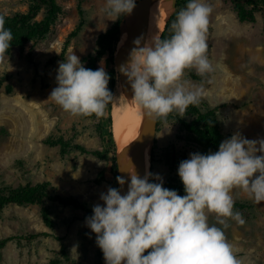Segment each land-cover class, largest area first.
<instances>
[{
    "label": "rangeland",
    "instance_id": "rangeland-1",
    "mask_svg": "<svg viewBox=\"0 0 264 264\" xmlns=\"http://www.w3.org/2000/svg\"><path fill=\"white\" fill-rule=\"evenodd\" d=\"M58 1L62 13L47 37L29 42L24 48L15 47L7 54L9 63L0 64L5 79L0 90V188L49 181L52 191L73 195L92 211L94 205L102 204L100 194L112 187V154L105 159L78 150L62 155L59 145L45 140L49 136L63 137L72 144L105 149L108 128H98L99 119L94 117L71 116L49 96L57 86L59 62L75 53L86 66L84 58L100 49L99 36L117 21H109L102 11L105 0ZM207 2L213 8L207 43L214 72L203 80L205 95L201 100L222 106L225 139L236 132L250 140L264 138L263 19L259 15L256 22H240L232 0ZM28 8L29 0H0V14L25 12ZM81 21V30L72 36ZM109 56L106 46L101 60L111 79ZM185 78L197 84L202 81L192 78L187 70ZM8 84L12 85L11 92L6 89ZM194 152L200 149L186 140L180 124L164 122L158 126L151 171L166 182L177 173L178 155L187 159ZM233 197L235 203L245 204V208L234 207V211L242 213L246 222L239 225L229 219L226 238L234 246L240 264H264V202L255 203L239 189L233 190ZM46 206L51 208L53 228L44 222L42 205L12 204L0 212V242L17 237L0 248V264H49L62 245L70 256L62 264H98L96 234L85 225L88 213L57 202L46 201ZM209 223H216L214 213L209 214ZM43 232L52 236L26 239Z\"/></svg>",
    "mask_w": 264,
    "mask_h": 264
},
{
    "label": "clouds",
    "instance_id": "clouds-1",
    "mask_svg": "<svg viewBox=\"0 0 264 264\" xmlns=\"http://www.w3.org/2000/svg\"><path fill=\"white\" fill-rule=\"evenodd\" d=\"M136 7L137 0H105L102 11L115 22L131 16ZM212 11L207 0H188L169 26L168 37L157 32L132 41L119 72L131 87L130 100L146 119L166 121L170 113L183 116L189 106L200 104L203 78L214 72L207 43ZM12 39L0 14V64L9 63ZM186 70H194L201 83L186 79ZM109 80L104 59L93 70L73 53L59 62L57 86L49 98L73 117L100 119L115 99ZM127 159V179L118 176L121 187L102 192V204L94 205L85 218L105 264H240L225 229L229 219L239 225L246 222L234 211V189L257 204L264 202V138L250 140L236 132L215 152L190 153L177 169L183 196L164 187L158 173L146 168L141 176L131 157ZM210 213L215 214V224L209 223Z\"/></svg>",
    "mask_w": 264,
    "mask_h": 264
},
{
    "label": "trees",
    "instance_id": "trees-1",
    "mask_svg": "<svg viewBox=\"0 0 264 264\" xmlns=\"http://www.w3.org/2000/svg\"><path fill=\"white\" fill-rule=\"evenodd\" d=\"M138 1V0H137ZM188 0H178L177 9L169 18L165 29L162 33V38L170 35L168 29L171 23L176 19V14L186 6ZM234 11L240 22H256L260 15L263 19V32H264V0H232ZM43 13V17L39 18ZM62 13V6L58 0H29V8L25 12H16L14 14H4L5 27L12 31L13 39L8 53L15 47L24 48L29 42H37L43 40L51 32L55 22L58 20ZM123 16L105 33L99 36L98 43L100 49L96 54H89L84 58L86 68L96 70L100 67V60L103 56L105 47H108L109 52V72L111 74L109 89L113 93L114 85L116 82V69H115V45L119 37V24ZM83 21L80 22L76 30L72 33L75 36L82 28ZM67 50V45L63 49V56ZM192 78L195 80H202L197 76L194 70H187ZM206 78V77H205ZM203 78V80L205 79ZM5 86V79L0 73V90ZM8 92L12 91V85L6 86ZM113 103V102H112ZM112 103L108 105L104 117L99 119L98 128L102 131L107 126L108 138L106 139L107 148L93 149L88 148L82 144H72L70 141L65 140L63 137L54 138L49 136L45 142L50 145H59L62 155L67 154L70 150H78L82 154L95 156L99 159H105L110 154L113 156L111 169L114 173L112 187L117 188L118 168L116 164L117 143L113 135V117H112ZM222 106H212L209 103L201 100L198 106H189L183 116L177 112H172L166 118V121L158 118V126L164 122L175 121L178 122L181 128L186 132V140L195 144L202 154L209 151L215 152L218 150L219 144L225 139V134L222 126ZM96 118L94 115L90 116ZM177 162L186 159L185 155H178ZM152 160L154 161V146L152 148ZM172 169L175 167L171 165ZM152 172V171H151ZM153 173V172H152ZM164 187L174 189L179 195L183 196V184L176 173L173 177L164 182ZM53 186L49 181H44L38 184L27 183L25 185L13 186L4 185L0 188V212L7 206L16 205H42L41 213L45 224L53 228L55 223L52 218L51 208L46 206V201L52 203H60L63 206H73L81 208L88 213L92 211L82 203L77 197L64 196L59 192L52 191ZM235 208H245V204L236 202ZM39 235L52 236L50 233L43 232L27 236V240H31ZM17 237H7L0 242V248L3 247L8 241ZM62 240L61 237H56ZM100 259L98 264H101L102 251L100 250ZM70 256L65 245H62L61 251L56 254L49 262V264H62L64 261H69Z\"/></svg>",
    "mask_w": 264,
    "mask_h": 264
},
{
    "label": "water",
    "instance_id": "water-1",
    "mask_svg": "<svg viewBox=\"0 0 264 264\" xmlns=\"http://www.w3.org/2000/svg\"><path fill=\"white\" fill-rule=\"evenodd\" d=\"M167 0H138L137 7L134 9L131 16H123L119 24V36L124 33L128 35V39L119 55L114 60L117 79H119L124 91L129 95L131 99L133 93L130 85L127 83L126 77L119 72V66L125 63L128 57L130 49L133 47L132 41L144 34L146 36L147 30V7L150 2L161 3ZM171 10L169 12V18L176 11L177 1L171 0ZM169 20V19H168ZM168 22V21H167ZM167 24V23H166ZM119 38V37H118ZM158 132V118L154 121L145 118L144 124L132 143L127 145L121 150H117L116 164L118 168V176H123L127 179L126 169L130 166L127 157H131V162L135 165L137 172L143 176L145 173V159L146 153L150 150L151 163H152V148L156 143V135ZM152 166V165H151ZM122 169V171H120ZM121 186L118 184L117 188ZM127 191V183L123 186L122 194ZM101 264H105V260L101 258Z\"/></svg>",
    "mask_w": 264,
    "mask_h": 264
},
{
    "label": "bare ground",
    "instance_id": "bare-ground-1",
    "mask_svg": "<svg viewBox=\"0 0 264 264\" xmlns=\"http://www.w3.org/2000/svg\"><path fill=\"white\" fill-rule=\"evenodd\" d=\"M171 3V0H167L161 3L150 2L148 4L146 37H150L157 32L162 35L169 19ZM127 39V34L126 38L124 33L120 34L115 47L116 57L123 49ZM113 95L115 97L112 103L113 135L118 150H121L135 141L144 124L145 117L141 115L140 109L129 99V95L124 91L119 79L115 82ZM151 165V153L148 150L145 169L151 171Z\"/></svg>",
    "mask_w": 264,
    "mask_h": 264
}]
</instances>
